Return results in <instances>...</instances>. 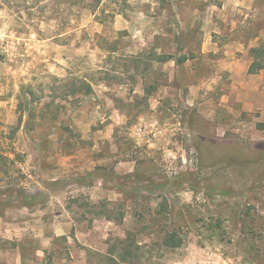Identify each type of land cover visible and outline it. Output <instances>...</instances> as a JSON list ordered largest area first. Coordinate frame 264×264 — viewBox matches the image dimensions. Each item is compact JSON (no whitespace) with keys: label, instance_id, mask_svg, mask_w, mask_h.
<instances>
[{"label":"rangeland","instance_id":"obj_1","mask_svg":"<svg viewBox=\"0 0 264 264\" xmlns=\"http://www.w3.org/2000/svg\"><path fill=\"white\" fill-rule=\"evenodd\" d=\"M209 12L229 5L0 0V264L83 258L75 229L97 233L86 264L127 238L133 264H264V95L244 111L202 52Z\"/></svg>","mask_w":264,"mask_h":264},{"label":"crops","instance_id":"obj_2","mask_svg":"<svg viewBox=\"0 0 264 264\" xmlns=\"http://www.w3.org/2000/svg\"><path fill=\"white\" fill-rule=\"evenodd\" d=\"M226 1L229 5L230 14L225 15L223 12H215L214 14V12H209V17L205 20L206 24H209V34L203 36L204 48L202 52L204 53L205 49L207 51L209 41V52L222 54V58L217 62V66L227 72L229 78H233L232 85H237L236 88H233V92H237L235 101L242 104V109L244 110L246 96L252 94L264 95V88L259 90L258 86L254 85L257 81L263 82L262 85H264V80H262L264 69L255 75L247 73L248 67L252 63L250 51L264 46V0ZM232 5L233 8H231ZM214 8L213 6H209V10ZM222 9L226 8L222 6ZM213 35H218L216 43L212 40ZM170 63L175 64L172 61H169L168 64ZM248 106L251 109H256L255 106L249 104ZM258 107L257 109H261L264 106ZM249 108H247V111H250ZM96 223L98 222H93V225ZM107 224L112 225L109 221H107ZM52 229L55 237H61L73 231L74 226L72 223H57V225H53ZM80 232L76 229L74 230V239L81 246L83 258L79 257L76 260L71 256L73 261H65L67 264H86L85 251L91 249L88 244L89 239L90 237H96L97 233L95 231ZM14 264H22L19 254Z\"/></svg>","mask_w":264,"mask_h":264},{"label":"trees","instance_id":"obj_3","mask_svg":"<svg viewBox=\"0 0 264 264\" xmlns=\"http://www.w3.org/2000/svg\"><path fill=\"white\" fill-rule=\"evenodd\" d=\"M250 55L252 58V63L248 67L247 73L249 75H255L264 69V47L261 46L257 49H252L250 51ZM169 61H174L175 65L178 67L186 61V58H179L177 60L176 59L174 60L170 56H163V57L157 58L156 60V62L162 63V64L167 63ZM79 89L81 90V93L84 96L90 95L92 91L91 86L88 82H84L80 84ZM2 162L3 164L6 165V163L9 162V160L8 158H5L4 156L0 155V166ZM105 220L109 222H116L110 218H107V219L105 218ZM128 242H129V238L125 239L122 242H119V246L123 247V253L119 256V259H110L109 264H133L134 263L133 261H128L129 258L133 257L131 248H128L129 247ZM161 244L163 247L167 249L175 250L181 247L182 240L178 238L177 235H175V233H165L161 240ZM133 246L131 245V247ZM134 247H135L134 249H136L137 246H134Z\"/></svg>","mask_w":264,"mask_h":264}]
</instances>
